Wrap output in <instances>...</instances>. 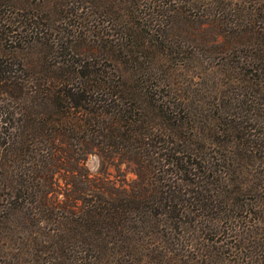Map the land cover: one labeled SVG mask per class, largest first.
<instances>
[{"label":"trees","instance_id":"trees-1","mask_svg":"<svg viewBox=\"0 0 264 264\" xmlns=\"http://www.w3.org/2000/svg\"><path fill=\"white\" fill-rule=\"evenodd\" d=\"M0 5L9 11L0 15V50L22 52L12 62L0 55V225L16 212V234L28 228L16 242L0 233L2 256L90 264L132 255L123 243L143 238L155 264H225L229 248L254 238L264 264L261 79L229 74L223 90L211 86V98L222 99L215 102L138 81L134 74L148 80L150 69H140L133 50L114 64L45 63L52 41L37 18H14L10 0ZM212 8L226 21L227 11L244 21L256 13ZM253 11L260 20L249 32L261 49L240 65L252 70L264 66V10ZM122 166L133 178L113 180L108 169ZM242 194L261 208L247 207Z\"/></svg>","mask_w":264,"mask_h":264},{"label":"rangeland","instance_id":"rangeland-1","mask_svg":"<svg viewBox=\"0 0 264 264\" xmlns=\"http://www.w3.org/2000/svg\"><path fill=\"white\" fill-rule=\"evenodd\" d=\"M10 1L15 4L14 10L10 9L14 14L12 15L11 12L10 15L14 18L31 15L36 17L40 22L41 31L45 33V39L47 38L49 43L52 41V48L48 51L44 49L48 55L34 53L36 56L34 59L38 58V62L42 56L45 63L54 65L88 62L114 64L118 52L121 59L122 56L124 59V52L133 50L136 52L137 65L141 61L140 69L146 66L150 69L148 71L150 78L147 80L145 76L140 75L142 71L134 75L138 81L140 79L146 81L149 87H152V84L164 87L166 84L167 88L180 90L188 96L204 101L210 99L220 102L222 99L211 98V86L216 82L215 86L223 90L224 87L220 84L231 74V77H235L231 79L238 77L244 80L261 79V89L264 92V66L257 68L255 64H251L253 70L248 67L246 69L249 70H246L240 66L249 56L259 55L261 41L256 39L254 29L251 30L252 33L249 32V27L257 28L259 25L257 21L260 20L259 11L253 9L260 7L264 10V0ZM218 2L222 5L228 4V9H237L236 7L240 6L245 7L246 11L252 10L250 12L252 14L256 13L251 20L244 21L243 18L232 19L226 10L228 19L226 21L221 18V15H225L222 10L212 8V5H217ZM156 9L164 12L156 16L154 13ZM6 13L8 14L9 11L7 12L6 8L0 5V15ZM0 55H9L8 61L12 62V57L17 61L22 56V52L0 50ZM131 58L134 57L131 55L127 59ZM253 90H255L253 87L249 89L248 95H253ZM86 165L89 172L95 174L99 169V160L95 155H91ZM108 171L113 180L128 181L133 178L130 173L124 175L123 166L121 171L114 167L109 168ZM239 199L249 208H261L251 195L242 194ZM0 228L3 230L0 232L1 235L14 242L17 237L22 239L21 233H26L28 229L16 234V229L19 231L16 212L13 213L11 222L0 225ZM142 239H132L123 243V247L127 246L133 251L132 255L106 258L108 261L105 258L100 261L94 260L90 264H155L147 256L149 254L147 249L153 244L147 240L142 242ZM253 239L240 244L232 240V244L238 246L236 250L229 248V253L225 256V264H235L236 261H240L241 264L247 262L257 264L261 252L259 253L260 249H253ZM225 245V247L229 246V244ZM0 255V264H44L42 257L16 263L15 258L2 256L1 248ZM81 263L79 260H74V264Z\"/></svg>","mask_w":264,"mask_h":264}]
</instances>
